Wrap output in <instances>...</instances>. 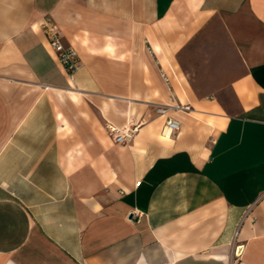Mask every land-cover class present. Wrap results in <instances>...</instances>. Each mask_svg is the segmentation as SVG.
<instances>
[{
  "label": "crops",
  "instance_id": "1",
  "mask_svg": "<svg viewBox=\"0 0 264 264\" xmlns=\"http://www.w3.org/2000/svg\"><path fill=\"white\" fill-rule=\"evenodd\" d=\"M213 20L233 115L178 65ZM0 264H264V0H0Z\"/></svg>",
  "mask_w": 264,
  "mask_h": 264
},
{
  "label": "rangeland",
  "instance_id": "2",
  "mask_svg": "<svg viewBox=\"0 0 264 264\" xmlns=\"http://www.w3.org/2000/svg\"><path fill=\"white\" fill-rule=\"evenodd\" d=\"M178 63L181 75L201 95L214 96L226 115L238 113L239 107L228 83L240 73V66L217 20L206 25L186 46Z\"/></svg>",
  "mask_w": 264,
  "mask_h": 264
},
{
  "label": "built area",
  "instance_id": "3",
  "mask_svg": "<svg viewBox=\"0 0 264 264\" xmlns=\"http://www.w3.org/2000/svg\"><path fill=\"white\" fill-rule=\"evenodd\" d=\"M42 31L46 37V44L48 50L53 54L62 70L66 74L69 80H72L74 72L79 67L78 54L77 51L71 45H64L61 41V36L58 33L56 27L49 21L46 20L41 24ZM164 81L168 84V78L163 75ZM169 111H181L189 112L190 106L188 105H159L155 108V112L160 116H165ZM179 128L177 121L165 116V123L162 128V133L165 132L169 134H175ZM108 131L115 143H122L127 138H130L128 131H123L120 134V131L114 127L109 126ZM140 182H137L136 185H139ZM241 246L237 247L235 252L238 255V250Z\"/></svg>",
  "mask_w": 264,
  "mask_h": 264
},
{
  "label": "bare ground",
  "instance_id": "4",
  "mask_svg": "<svg viewBox=\"0 0 264 264\" xmlns=\"http://www.w3.org/2000/svg\"><path fill=\"white\" fill-rule=\"evenodd\" d=\"M178 131V130H177ZM175 133H177V132H175ZM162 134V136H164L165 138H170V137H172L173 135L172 134H169V133H167V132H165L164 134L163 133H161Z\"/></svg>",
  "mask_w": 264,
  "mask_h": 264
}]
</instances>
